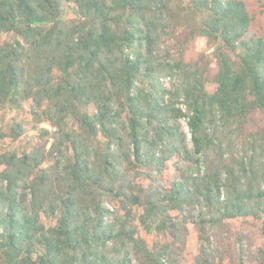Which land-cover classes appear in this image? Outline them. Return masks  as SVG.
<instances>
[{
  "label": "trees",
  "instance_id": "obj_1",
  "mask_svg": "<svg viewBox=\"0 0 264 264\" xmlns=\"http://www.w3.org/2000/svg\"><path fill=\"white\" fill-rule=\"evenodd\" d=\"M251 23L243 0H0V118L28 114L43 141L0 153V264H182L192 228L193 264H222L232 220L264 238ZM199 36L215 69L174 55ZM10 122L2 143L25 135ZM172 160L164 188L154 173ZM244 239L234 263L264 264Z\"/></svg>",
  "mask_w": 264,
  "mask_h": 264
},
{
  "label": "rangeland",
  "instance_id": "obj_2",
  "mask_svg": "<svg viewBox=\"0 0 264 264\" xmlns=\"http://www.w3.org/2000/svg\"><path fill=\"white\" fill-rule=\"evenodd\" d=\"M246 3L247 10L249 15L252 18L251 23V35H257L264 39V0H243ZM67 14L71 17L73 11L66 9ZM176 46V44H175ZM183 47V51L181 48ZM175 49L181 50V52L174 50V55L179 57V55L183 56V59L186 61H196L198 60L201 54H206L211 61V68L215 69V60L212 58L213 48L208 45L206 38L204 37H196L194 40L188 41L183 46H179ZM169 78L163 79V84L169 87ZM183 111L185 108L183 105L178 104ZM8 111V112H7ZM3 112V111H2ZM6 113L3 114L2 118H0V131L3 133L8 132V128L10 127V119H15L24 124L25 126V135L21 137L17 141H13L8 139L5 143L0 142V153L7 150H15L17 152L26 150L29 151L33 147H39L43 144L42 139L38 136V132H36L33 128V122L31 117L24 112H17L15 110H6ZM254 123L253 126L250 124L248 126V130L250 129H258L264 127V113L256 112L253 114ZM183 131L187 135L188 145L191 146L190 136L188 134V129L186 126V120L182 118L180 120ZM41 128L47 129L49 131H56L55 128L50 127L48 124H41ZM183 169L187 167V163H181ZM155 177L158 180V183L164 188H169L171 183L178 177V172L176 169V161L172 160L169 162L165 169L157 174L154 173ZM110 207L109 205H107ZM230 230L232 232L231 239L225 244L222 248V251L219 252L222 259V264H236L234 263V258L236 256V247L239 246L240 243H237V236L243 234L245 239L242 241L244 248L251 252L252 254H256L258 248L264 247V238L259 232L256 225L249 224L243 226V220L236 219L230 222ZM149 242L151 240L150 237L146 238ZM197 234L195 230L191 229V235L188 238L187 246L185 249V257L182 260V264H193V257L197 253ZM260 261L254 260L252 258L245 257L242 260L241 264H260Z\"/></svg>",
  "mask_w": 264,
  "mask_h": 264
}]
</instances>
